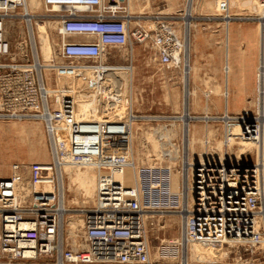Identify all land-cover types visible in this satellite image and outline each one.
<instances>
[{
    "label": "built area",
    "instance_id": "built-area-1",
    "mask_svg": "<svg viewBox=\"0 0 264 264\" xmlns=\"http://www.w3.org/2000/svg\"><path fill=\"white\" fill-rule=\"evenodd\" d=\"M124 1L43 0L44 10L38 16L56 21L61 36L48 74L45 65L40 64L39 51L34 55L31 22L21 9L23 0H0V120L40 119L47 129L55 128V135L62 124L69 134L72 161L93 162L98 168L96 202L81 209L83 227L72 233L64 222L66 200L60 183L53 182L52 192L37 190L31 202L23 201L18 192L23 164L14 162V174L0 176V264H190L183 241L178 248L168 250V245L176 244L172 238L166 242L161 239L160 245V252L168 251L171 259L162 253L152 256L144 215H160L170 209L184 214V241L192 237L200 242L228 243V238L259 241L257 237H263V224H257L264 205L263 51L257 73L258 109L252 114L224 113L210 118L222 121L224 129L226 125L228 142L233 135L236 140L253 141L256 151H246L236 160L226 154L222 160L191 163V176L183 158L179 189L171 187L172 169L168 166H141L133 184L116 177L127 166L135 168L130 158L131 123L135 116L138 119L142 115L91 119L77 112L71 89L57 91V75L76 73V65L62 62L61 56L96 58L107 46L128 40L148 43L162 65L182 66L185 23L174 19L182 18V13H153L144 19L149 21L145 24L142 15L122 10ZM220 9L223 16H229L228 1H222ZM134 17L139 18L132 26ZM17 18L26 27L31 45L30 52L23 47V60L17 58L9 35ZM70 34L93 38L71 40L67 38ZM235 123H239L240 130L234 134L231 125ZM54 148L58 158L62 155L58 142ZM30 170L31 182L37 185L44 177L43 164L33 161ZM252 248L239 243V251Z\"/></svg>",
    "mask_w": 264,
    "mask_h": 264
},
{
    "label": "rangeland",
    "instance_id": "rangeland-1",
    "mask_svg": "<svg viewBox=\"0 0 264 264\" xmlns=\"http://www.w3.org/2000/svg\"><path fill=\"white\" fill-rule=\"evenodd\" d=\"M136 1V7H133L132 9V6H130V11L135 15H142L141 18L143 20H141V22L145 24H148L149 21L144 19H147V16L153 13L176 16H180L182 13V18H174L178 19L177 23L181 24L184 21V12L185 10L187 12L186 8H188V0ZM222 1L226 0H194V19L189 34V64H191L194 69L188 75L189 84L191 78L195 79V75L197 74L196 66L192 62L193 59L191 58L192 29L201 19H221L225 22L226 19H224L223 14L220 13V5ZM261 1L264 3V0ZM122 5V10H128L129 5L127 1H124ZM127 5L128 8L126 7ZM29 6L31 9H35L36 11H42L41 0H29ZM135 10L138 11L135 12ZM228 13H232V17L236 18L242 15L243 19L254 21L259 20L258 15H256V10L250 4L246 5V0H229ZM17 19L16 26L11 28L9 35L13 42L14 49L17 51V58L23 60L25 57L23 51L27 46L26 41L28 42L27 49L29 52L31 45L29 37L26 36V27H23V23L20 21V18ZM137 20L138 17L132 18L131 25L135 26L137 24ZM224 25L226 33H228L232 23H224ZM50 26L51 25L47 22L41 23L39 34L36 28L37 26L35 27V34L37 36L36 45L37 50L41 54V64L47 65L51 64L54 54L59 48V39L57 37L59 33L57 28H52ZM256 30L259 63L261 38H263L264 46V27H260L258 23H256ZM51 31L53 32L54 41L51 36ZM40 34L41 37H39ZM42 40H44L43 43ZM227 41L228 39L225 42L227 43ZM44 43L47 44L48 48L43 51L42 44ZM33 48L35 52V46ZM60 60L65 63L75 64L76 73L70 76L57 75L55 78L57 91L63 88L71 89L75 95L77 112L81 115L96 120H100V115H117L122 118H127L130 115H136V113L133 112V105H138L140 102L141 104L144 103L145 107L143 108H145V110L142 114H137L142 115V117L138 119L135 118L131 123L132 133L130 158L132 163H135V158L138 163L142 164H152L159 160L161 156L160 147H162V142H160L156 135V124H162L166 121H170V119L174 116L181 118L185 114L186 92L184 70L187 66L185 55L183 57V65L175 67L177 74H173L174 79L172 80H170V76L168 75L170 70L164 67V65H162L155 58V50L149 46L148 43L140 44L135 42L133 48H110L97 62H71L63 57H60ZM89 63L94 64L89 65ZM230 65L231 64L228 63L227 58L224 57L221 66L224 78L220 77L219 79L216 76L208 82L206 89L197 90L191 88L189 85V90L193 93L195 92L193 94V108L190 107L191 95L188 97V108L190 114L193 113L203 115L205 113H209L210 115H221L223 110L224 113H228L230 109H249L248 106L245 108H231L229 106H225L215 109L216 106L220 107L222 97L225 99L226 104L228 103L227 101L230 96V90L227 88V84L231 77L233 68L232 65ZM102 66H108L111 67V69L109 71H105L102 75H99L98 67ZM136 67L138 70L140 69L145 72L137 74V79L135 71ZM226 68H229V72H227ZM148 70L151 73H147ZM46 71L48 74L50 73V69H46ZM225 94L226 97L224 96ZM92 97L100 100V107L96 102L97 99H93V101L90 100ZM237 99L238 97H236L234 102L240 104L243 103L241 100ZM255 99L256 97H254L253 108H250L253 111H255ZM80 109H85V111L80 112ZM164 117L169 118L164 120ZM180 118L175 119L176 121H179L177 122V128L180 130V135L177 138L180 149L179 151H181V143L183 142L181 134L182 123ZM213 122L214 123L211 125H207L206 123L196 120V122H192L190 124L188 139L189 141H193L192 144L194 147L192 146L191 148L190 145L188 148L190 149L191 158L194 157L192 158L193 161H195V159L200 155L205 154L202 150H204V140L206 134L210 135L208 130L212 132L211 135L215 137L216 141L214 143L216 146L223 143L222 148L224 150V141L222 136L224 135L223 131L226 129H224L222 121ZM58 126L59 127L56 128L58 133L55 136V133H52V130H48L45 127L44 122L40 120H0V175H9L10 166L16 161L23 163L39 161L43 164L45 179L35 185V190L47 191L54 188L52 165L54 168L57 166L56 169L58 173L60 174L62 171L64 174L63 182L67 193V204L70 209H72L71 213L74 214V218L82 219L83 214L81 209L92 206L96 202L98 168L93 162L79 164L71 160L70 150L67 147V141H70L69 134L64 130L62 124H59ZM173 126L174 125L170 127L171 131ZM232 130L234 134L238 133L240 130L239 124H233ZM192 132L196 133L194 137ZM183 134H185V129ZM54 136L64 150L63 162H61L60 156H58V159L56 157L54 150L56 140H54ZM232 141H234L232 142L234 145L230 146L231 150H238L240 147H243V144L245 143L237 140ZM212 147L214 148L213 144L210 148ZM193 148H195V151ZM183 149L185 150V146L182 147V151ZM242 150L252 151L253 145L248 144L247 147ZM183 155L184 154H182V156ZM159 162L166 163L168 161L160 160L157 163ZM55 172L56 170L54 173ZM179 180L180 178H178V186L176 185L175 189L180 188ZM152 214L153 216L146 218V228L151 246L153 247V253H157L155 256H158L161 239L162 242H166V240H169L170 238L175 240L180 235L181 218L180 214L175 209H170L160 215L155 213ZM68 216L69 213L67 217ZM66 226L68 227L69 225L66 223ZM81 227H83V223L78 226V228ZM195 248H193L192 251V261H200L203 263L216 262L215 264H264V243L261 246L258 245V248L253 247L248 251H237L235 250L236 248L231 247L228 244H225L224 247H214L215 251L212 249L211 253L207 251L206 246L203 247L198 243H196ZM199 249L200 252H203L200 253ZM203 256H205V258Z\"/></svg>",
    "mask_w": 264,
    "mask_h": 264
},
{
    "label": "bare ground",
    "instance_id": "bare-ground-1",
    "mask_svg": "<svg viewBox=\"0 0 264 264\" xmlns=\"http://www.w3.org/2000/svg\"><path fill=\"white\" fill-rule=\"evenodd\" d=\"M126 1L128 2V5H129V8H128V5H127V8L129 10V13L131 14L130 1H132V3H133V5H131L132 9H133V7H136V4H137L136 2L137 1L136 0H126ZM193 3H194V0H188V8H186L187 12L185 10L184 15H183V19H184V22H185V30H186L185 31V34H186L185 44H186V46L184 48V55H185V61L187 63V66H186V68L184 70V74H185V92H186L185 114L181 118L178 117V116H174L172 119H170V121H166L165 123H162V124H160V123L156 124L157 125V127H155L156 135H157L158 139L160 140V142H162V147H160L161 148L160 149L161 156H160L159 160H157L156 162H154L152 164L151 163L150 164H142V163H138V161H136V159L134 158V160H135L134 165H135L136 171H135L134 166L130 165V166H127L123 170V172L116 173V177L117 178L124 180L128 184H133L135 179L136 178L138 179L137 175H138V172H139V168L141 166H168L169 168L172 169L171 170V187L173 189H175L176 185L178 186V178L181 179L180 167L183 164L181 166H180V164L182 163L183 158L185 159L184 167L187 166L189 168L190 176H191V172H192L191 170L193 169V166H191V163H194V162L195 163H199V162L206 161V160L210 161L213 158H217V160H222L223 157L226 154H227L228 157L230 156V158L232 160H236L237 158H241V157L244 156V154H245V152L247 150H242V149L247 147L248 144H252L253 145V150L252 151H254V152L256 151V144L253 141H247V140H243V139L237 140V141L245 142L243 144V147H240V149H238V150H231L230 146L234 145L232 143L234 141H232V140H236L237 137L233 135V137L228 142L227 137L225 136V132H226V130H225L224 131V135L222 136L223 141H224V150H225V152H224V150L222 148V144L223 143L220 142L221 144H218L216 146V144L214 143L216 141L215 137H213L211 135L212 132H210L208 130L210 135L206 134L205 140H204L205 141L204 142V150H202L203 153L205 152V154L200 155L198 158L195 159V161H193V159H192L194 157L191 158L190 149L188 148L190 145H191V148L193 146V144H192L193 141H189V139H188V132L190 130V124L192 122H196V120L199 121V122L206 123L207 125H211L212 123H214L213 120L210 119L211 116H213V115H210L209 113H205L203 115H193L192 113L190 114L189 108H188V97L191 94L193 95L195 93V92L193 93L191 90H189V79H188V75L194 69V67L191 66V64H189V60H190L189 59V34H190V28L193 25V19H194ZM41 4H42V11H40V12L43 13V10H44L43 0H41ZM248 4H250L257 12L256 15H258L259 20H257L256 23H258V25L260 27H264V3L261 0H246V5H248ZM21 9L25 13V16L28 18L29 22H31L29 24V28H30V31H31L30 39H32L31 40L33 42L32 45H33V47L35 46V49L37 51V48H36V37L37 36L35 34V27L37 26L36 28H37L38 34H39V29H40L41 23L47 22L48 24L51 25L50 27H52V28H58L59 27V26H57L58 23L56 21L47 20V19L41 20L40 17L38 16L39 13L38 12L36 13L35 9H31L30 8L29 0H23V5L21 6ZM132 15L134 16L135 14L132 13ZM223 18L226 19L224 23L227 24V23H231L234 19H243V16L240 15L238 18H236V17H232V13L231 14L229 13V16L226 15V16H223ZM32 32H34V35L32 34ZM39 37H41V34L39 35ZM43 41L44 40H42V43H43ZM128 41L125 44H121V45H109V46H107L105 48V50L102 52V54L99 57H96V58H78V57H65V56H61V57H63L64 59H66L68 61H71V62H74V61H77V62H79V61H81V62H97L98 60H100L102 58V56L105 54V52H107V50L110 49V48H120V47L133 48L134 43H132L131 41H129V42ZM260 42H261L260 50L263 51V54H264L263 38H261ZM47 48H48L47 44H45V43L42 44L43 51L46 50ZM36 51L34 52V50H33L34 55L36 54ZM39 55H41V54L39 53ZM184 55H183V57H184ZM260 58H261V52H260V57H259V63H260ZM259 63H258V66H257V73H258ZM43 65H45L47 70L50 69L49 65H47V64H43ZM174 67H180V66H174ZM98 69H99V75H102L105 71H109L111 69V67L102 66V67H98ZM226 70H227V72H229V68H226ZM257 73H256V90H255L256 91V93H255V97H256V99H255V111L258 109V102H257ZM224 96L226 97V94ZM93 99L95 100L97 98H93V97L90 98V100H92V101H93ZM89 102H91V101H89ZM96 102L98 103V105L100 107L101 106L100 100L97 99ZM206 114H208V115H206ZM131 116H133V115H130L128 118H130ZM194 116H196V117H194ZM112 117H119V116H117V115H110V116H102V115H100L99 119L103 120V119H109V118H112ZM135 118H136V116L133 118V120ZM166 118H169V117H164L163 119L165 120ZM176 118H180L181 123H182V133L181 134H182V137H183V142L181 143V151H179L180 150L179 149V143H178V140H177L178 136L180 135V130L177 128L178 127L177 126L178 125L177 122H179V121H176L175 120ZM25 119H34V118H25ZM16 120H24V119H20L19 118V119H16ZM34 120H40V119H34ZM172 125H174V126L172 127V131H171L170 127ZM232 125H231V129H232ZM155 129H154V131H155ZM184 129H185V134H183L184 133ZM225 129H226V125H225ZM50 131L52 133L53 132L55 133V129H53V127H50ZM195 134H196L195 132H192L193 137L195 136ZM55 136H54V140H56V142H57L58 140L55 139ZM212 144H213L214 148L213 147L210 148V146ZM220 145H221V150H220ZM183 146H185V150L183 149V151H182V147ZM67 147L70 150V141H67ZM58 148L62 152V155L60 156V158H61V162H63L64 150L61 147V144H59V141H58ZM194 149L195 148H193V150ZM227 149H229L228 152H227ZM182 154H184V155L182 156ZM70 157H71V160H72L73 157L71 155V152H70ZM160 160L168 161V162H166V163H162V162L157 163ZM75 163L82 164L80 162H75ZM14 164L15 163H12L11 166H10V174L9 175H13L14 172L16 171ZM22 164H23V167L21 169L22 178H21L20 182L18 183V192H19L21 200L27 201V202H31L32 199H33L34 192H36L35 185H33L32 182H31V170H30V164L31 163H23L22 162ZM52 169H53V171H52V179L54 177L53 182L57 183V184H58V182L60 183L61 192H63L62 196L66 200V203L64 205L65 206V214H66L64 222L69 225L70 232L73 233V232H75V230L78 228V226L80 224H82V223L84 224V220H83V218L82 219L74 218V216H73L74 214L71 213L72 209H70V207L67 204V193H66V190H65L64 182H63V180H64L63 172L61 171L60 174H59L57 169H56V167L54 168L53 165H52ZM54 169L56 170L55 173H54V171H55ZM0 176H5V175H0ZM6 176H8V175H6ZM43 179H45V176L43 177ZM189 183H190V187H191L192 181L190 179H189ZM180 185H181V183H180ZM97 187H98V184H97ZM177 189H179V188H177ZM190 189H189L190 190L189 195L192 196V188H190ZM53 190H54V188H52L50 190H47V191H51L52 192ZM177 212L180 214V218H181L180 235L178 236L177 239L174 240V241H176V244L168 245L167 247H169L168 250H171V249H174V248H178V246H180L179 243L181 241H183L185 243L187 251H188V261L190 262V264H192L191 263L192 256H193L192 251H193V248H195L196 243L202 245L203 247L206 246L207 247V251L210 252V253H211L212 249H213V251H215L214 247H218V246H223L224 247L225 244H228L229 246L236 248L235 250L239 251V243L248 244V245H251V247H255V248H258V245L261 246L264 243V230H263V237H261V235H260L259 238L257 237V239L259 241H256L255 238L253 240L252 239H244V238H235L234 240H232V239L228 238L226 240V242H228V243L220 242V241L219 242H215V243H207V242H200V241H198L196 239H193L192 237H188V240L184 241L183 237H182V231L186 227L185 221H184V214L181 211H177ZM68 213H69V216L67 217ZM70 215H72V216H70ZM151 216H153V214L147 215V213H146L144 215L145 221H146V217H151ZM258 223L263 224V228H264V205H263L262 216L259 217V219L257 220V224ZM73 236L76 237V234H73ZM181 237H182V239H181ZM149 245H150V248H151L152 256H155V254H157V253H153V247L151 246L150 238H149ZM167 247L165 248L166 251H167ZM199 252H200V249H199ZM202 252L203 251H201L200 253H202ZM161 253L162 252H160V250H159L158 251V256H160ZM162 256L164 258H166V259H171V257L169 256V252L168 251L166 253H162ZM203 257L205 258V256H203ZM198 262H200V261H198ZM215 263L216 262H210V264H215Z\"/></svg>",
    "mask_w": 264,
    "mask_h": 264
},
{
    "label": "crops",
    "instance_id": "crops-1",
    "mask_svg": "<svg viewBox=\"0 0 264 264\" xmlns=\"http://www.w3.org/2000/svg\"><path fill=\"white\" fill-rule=\"evenodd\" d=\"M229 3V0H226ZM133 5L130 1V6ZM40 10H37L39 12ZM138 10H135V12ZM228 33H226L224 20L215 19L207 20L201 19L192 29L191 36V58L192 62L196 66L195 79L191 78L190 87L203 90L207 88L208 82H210L216 76L220 79L224 78L222 71V60L224 57L227 58L228 63L232 65V74L227 84V88L230 90V96L228 103L226 104L225 99L221 98L220 107L229 106L231 108H245L249 107L248 110L241 109H230L228 112L232 115L240 114H252L255 90H256V72L258 66V44H257V30L256 21L247 19H234ZM53 41V32L51 31ZM58 39L61 38L60 34L57 35ZM68 39L78 40L93 38L92 36H86L83 34H70L67 36ZM228 39L227 43L225 42ZM227 46V47H226ZM227 50V51H226ZM230 65V66H231ZM168 68L170 80L174 79L173 74L176 73V68L173 66H166ZM136 71L137 74H141L143 71ZM145 73V72H143ZM147 73H151L149 70ZM237 94V95H236ZM190 107L193 108V95L191 94ZM241 100L243 103L234 102ZM252 100V102H251ZM133 112L136 114H142L145 110L144 103H138L133 105ZM85 109H80V112ZM224 113V110L221 114Z\"/></svg>",
    "mask_w": 264,
    "mask_h": 264
}]
</instances>
